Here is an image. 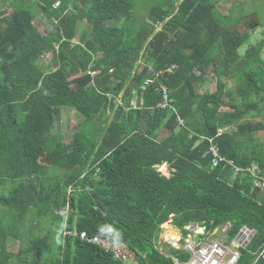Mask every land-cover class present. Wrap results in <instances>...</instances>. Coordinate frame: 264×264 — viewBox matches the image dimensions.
<instances>
[{
	"label": "trees",
	"instance_id": "1",
	"mask_svg": "<svg viewBox=\"0 0 264 264\" xmlns=\"http://www.w3.org/2000/svg\"><path fill=\"white\" fill-rule=\"evenodd\" d=\"M218 3L152 0L144 18L141 0H11L9 14L0 9V264H125L82 232L125 244L139 264H174L171 256L189 255L155 243L170 219L180 229H256L239 264L252 263L250 250L264 244V195L233 170L256 164L264 175V30L251 43L237 6L225 15ZM162 86L174 111L157 107ZM64 108L82 116L72 138L52 133ZM212 144L233 165H214Z\"/></svg>",
	"mask_w": 264,
	"mask_h": 264
},
{
	"label": "built area",
	"instance_id": "2",
	"mask_svg": "<svg viewBox=\"0 0 264 264\" xmlns=\"http://www.w3.org/2000/svg\"><path fill=\"white\" fill-rule=\"evenodd\" d=\"M163 100L158 108L175 110L170 102V92L167 86H162ZM132 104L136 108V103ZM181 124L184 123L181 116H178ZM213 140V139H212ZM212 140H210L212 142ZM213 156L214 165L227 161L219 154V148L212 144L209 149ZM251 175L254 177V189L260 190L264 195V175L258 174L256 167L242 168L234 166V175ZM233 225L226 223L217 227H208L204 224L189 223L184 229L175 227L172 221L160 226V232L156 239V245L176 249L183 254L189 255L188 259L182 260L173 257L175 264H239L244 250H248L254 237L256 229L245 225L237 233L231 235ZM78 232L66 230L64 235H78ZM79 237L89 243L99 245L103 250L114 255V257L125 264H139L134 252L128 249L125 244H114L111 241L97 236H89L86 232L79 234ZM255 257L251 264H264V244L255 250H250Z\"/></svg>",
	"mask_w": 264,
	"mask_h": 264
},
{
	"label": "rangeland",
	"instance_id": "3",
	"mask_svg": "<svg viewBox=\"0 0 264 264\" xmlns=\"http://www.w3.org/2000/svg\"><path fill=\"white\" fill-rule=\"evenodd\" d=\"M150 1L152 0H149V1L141 0V4L138 5L136 9V13L139 14L141 18H144V16L146 17V14L149 12ZM240 1L241 0H219L218 9L221 12H223L225 15H228L231 12L230 10L237 6V9L235 11V16L239 17V14L242 16L244 15L242 18L243 19L242 23L238 25L237 28L242 32L246 31L247 29L251 30L253 32L251 43L254 44L257 41H259V39L262 38L263 36L262 31L264 30V28L260 26L259 20L261 22H264V0H260V1L245 0V2L242 3L239 9L238 3H240ZM10 2H5L2 0L0 2V9L3 10V12L9 14L11 10H7V8L10 5ZM86 25H87L86 22L79 24L80 31L78 33L77 38H75L74 40L75 43L78 42L79 37L82 31L85 29ZM43 26L44 28L41 27L42 32H44L46 28V24H43ZM160 28L161 26H157V31H159ZM149 54H150V50L145 49L141 54L140 63H145ZM263 59H264V55H263ZM42 65H43L45 72H51L55 70L56 67L54 65L53 54H50V53L44 54L42 57ZM206 88H209L210 90H214L216 88V81L213 79L212 75L210 76V83ZM110 99H115L116 101L115 103L117 104L121 103L120 97L115 98V96H111ZM136 99L137 98H135L134 101H136ZM114 114L115 112L113 110L111 109L107 110L106 115L109 117V119H111ZM81 119H82V116L78 114L77 112H75L74 110L69 109V108H64L62 110L61 119L60 121L56 123V126L54 127L52 133L53 134L62 133L65 135V137L72 138L74 137V134L77 132L78 125L81 122ZM156 167L158 171L164 174V176L170 177L171 173H170L169 165L164 164V165H161L160 167L158 166ZM3 191H7V190H2V188L0 187V194ZM170 221L173 222L172 219H170ZM50 225L52 226V223H50ZM37 227H38V232L46 233L49 230V228L44 225L43 221L37 224ZM55 227L57 229L58 225H55ZM29 228L30 226L28 225L27 229ZM59 228H63L62 225H59ZM25 235L28 236L26 232H25ZM10 243L12 245L11 248L13 249L18 248L19 241L13 240ZM159 251L162 252L163 254H166V248H160Z\"/></svg>",
	"mask_w": 264,
	"mask_h": 264
},
{
	"label": "crops",
	"instance_id": "4",
	"mask_svg": "<svg viewBox=\"0 0 264 264\" xmlns=\"http://www.w3.org/2000/svg\"><path fill=\"white\" fill-rule=\"evenodd\" d=\"M214 164V163H213ZM250 167H256L257 168V172H258V174H260V171H259V167H258V165H256V164H254L253 166H250ZM246 168H248V167H246ZM234 171V170H233ZM240 175H242V174H240ZM243 177H246V176H250V177H252L253 179H254V177L253 176H251V175H242ZM234 177H236L235 175H234ZM254 187V186H253ZM255 190V189H254ZM226 224V223H225ZM204 225H206V224H204ZM212 225H213V223H212ZM175 226V225H174ZM245 226V225H244ZM176 227V226H175ZM211 227H213V226H211ZM215 227H217V226H215ZM232 230H233V228H232ZM231 235H234L233 234V231H231ZM173 263L175 264V262L173 261Z\"/></svg>",
	"mask_w": 264,
	"mask_h": 264
},
{
	"label": "clouds",
	"instance_id": "5",
	"mask_svg": "<svg viewBox=\"0 0 264 264\" xmlns=\"http://www.w3.org/2000/svg\"><path fill=\"white\" fill-rule=\"evenodd\" d=\"M149 83V82H148ZM160 103V102H159ZM158 103V104H159ZM158 106V105H157ZM161 109V108H160ZM162 165H164V164H162ZM166 165H168V164H166ZM161 165H159L158 167H160ZM157 168V167H156ZM158 170V169H157ZM160 172V171H159ZM161 173V172H160ZM162 174V173H161ZM164 175V174H163ZM171 175V174H170ZM68 211V210H67ZM68 213V212H67ZM170 221V220H169ZM168 222V221H167ZM167 222H165V223H167ZM165 223H163V224H165ZM173 223V222H172ZM162 225V224H161ZM160 225V226H161ZM174 225V224H173ZM178 228V227H177ZM180 229V228H179ZM159 232H160V230H159ZM159 232H158V235H159ZM158 237V236H157ZM157 239V238H156ZM155 243H156V241H155ZM158 249H160L161 247H157ZM162 248H168V247H166V246H163ZM171 249V248H170ZM174 250H176V249H174ZM173 257H175V256H171V258L173 259Z\"/></svg>",
	"mask_w": 264,
	"mask_h": 264
},
{
	"label": "water",
	"instance_id": "6",
	"mask_svg": "<svg viewBox=\"0 0 264 264\" xmlns=\"http://www.w3.org/2000/svg\"><path fill=\"white\" fill-rule=\"evenodd\" d=\"M67 212H68V211H67V210H65V211L63 212V214L65 215V214H67Z\"/></svg>",
	"mask_w": 264,
	"mask_h": 264
}]
</instances>
